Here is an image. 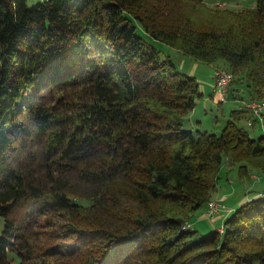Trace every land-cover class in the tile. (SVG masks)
Segmentation results:
<instances>
[{"label":"trees","instance_id":"1","mask_svg":"<svg viewBox=\"0 0 264 264\" xmlns=\"http://www.w3.org/2000/svg\"><path fill=\"white\" fill-rule=\"evenodd\" d=\"M202 1L0 0V264H264V190L221 231L183 228L223 163L264 174V133L243 106L184 129L198 80L136 34L224 60L264 100V0Z\"/></svg>","mask_w":264,"mask_h":264},{"label":"rangeland","instance_id":"2","mask_svg":"<svg viewBox=\"0 0 264 264\" xmlns=\"http://www.w3.org/2000/svg\"><path fill=\"white\" fill-rule=\"evenodd\" d=\"M43 1L44 0H26L28 6L30 7L36 5L39 2H43ZM255 2L256 0H203L202 5L204 7L208 6L210 8L218 7L220 9L236 10V9H242L244 7H252L255 4ZM136 34L142 37V39H144L147 45L153 46L154 48H156L159 51L160 57L169 55L174 60H176L177 65H178V67L177 66L176 67L179 71H181L182 73L186 75H190V73L187 71L188 63L189 61H194L193 58L187 55L181 54V53H176L178 52V50L168 46L167 44L159 40L152 38L151 36L146 34V32H144L139 26L136 29ZM218 61L220 63L226 64L224 60H218ZM197 62H199L200 65H206V66L208 65V63L206 62H202V61H197ZM193 74H194L193 76H195L198 79L206 75V74L203 75L202 73H200L199 70H196ZM242 94H244V92H242ZM237 102L238 100H236V98L230 99V100L223 101V103L221 104V107L218 108V110H215L216 107H213L212 113L211 111H209L207 116L202 115V125H200L199 129L208 130L214 133H219L221 129L223 128L225 122L228 120L231 109L238 107ZM213 116L217 117V124L215 125L211 122L213 121ZM187 121L185 120V118L184 120L182 119L184 129L187 128L186 127ZM240 125H242L245 128L247 127L246 125L243 124V122H240ZM249 131H250L251 136L253 137L259 136V134H257L258 131H251L250 129ZM260 132L262 133V131ZM254 175H257V174H254ZM239 181H240V178L237 175V167L233 165H229L228 163H223L222 168L219 173V179L217 180L216 190L224 192L225 194H228L227 202L234 204L235 207L237 206L239 207L240 205L239 198H242L244 196L241 190H236V186ZM242 181H245V180H242ZM213 199H216V198H213ZM189 223L190 222H187L185 224H189ZM219 225L220 223L217 219L213 220L211 224H210V220L207 218H202L198 220L194 219L192 222V227L198 231L197 237H202L204 234L213 231ZM3 228H4V220L0 216V235L3 231ZM218 231H220V229H218Z\"/></svg>","mask_w":264,"mask_h":264},{"label":"crops","instance_id":"3","mask_svg":"<svg viewBox=\"0 0 264 264\" xmlns=\"http://www.w3.org/2000/svg\"><path fill=\"white\" fill-rule=\"evenodd\" d=\"M176 53H181V52H176ZM183 54V53H181ZM172 58V57H171ZM173 59V58H172ZM173 61L175 62L176 66L177 62L176 60L173 59ZM217 67H225L226 65L223 63H220L219 61L213 62V63H208V65H200L199 62L197 61H189L188 63V69L187 71L190 73L191 76H193L194 72L196 70H199L200 73H202L203 75L206 74L205 76H202V78H196L199 82V91L200 94L199 96L196 98V102H195V106L192 110H190L185 116V120L187 121V128L189 130H196L199 129L200 125H202V115H208V112L213 111V107H216L215 110H218V108L221 107V104L223 103V101H220L217 96L214 93L213 90V75H214V71ZM208 78V79H207ZM240 84V85H238ZM242 92H244V94H242ZM249 88L246 86V83L244 81V79L238 83V82H232L229 85V89H228V96L226 100H230V99H250V95H249ZM225 100V101H226ZM236 103V102H235ZM238 107L235 108H240L242 106V103L237 102ZM220 110V109H219ZM183 118V120H184ZM190 118V119H188ZM214 125L217 124V117L213 116V121H211ZM244 125L247 126L246 121L243 120L242 121ZM248 130L250 129L251 131H258L257 134H262L260 131V127L258 125H254L253 127H246ZM250 132V131H249ZM254 174H257L259 176V179L257 180H253L252 178H250V180L248 181H242L240 180L237 183L236 186V190H241L244 194V196L242 198H239V203L242 204L244 202L247 201L248 198L254 196L253 193L257 192V191H261L264 190V174L258 173V172H252L250 174V177H252ZM235 190V191H236ZM235 194V192H234ZM228 194H225L224 192L215 190L212 194V198H216V199H222L223 202L225 203L226 207L228 208L229 211H232L234 209H236L237 207L234 206V204L228 203ZM232 201V200H230ZM205 207L202 208V210L198 213L197 217L195 219H202L205 218ZM228 213L226 212H220L216 215V217L213 219H217L220 223L219 226H217L214 230H217L218 228H220L223 225V221L226 217ZM213 220H210V224L212 223Z\"/></svg>","mask_w":264,"mask_h":264},{"label":"built area","instance_id":"4","mask_svg":"<svg viewBox=\"0 0 264 264\" xmlns=\"http://www.w3.org/2000/svg\"><path fill=\"white\" fill-rule=\"evenodd\" d=\"M233 78L232 72L230 70H224V69H215L214 75H213V90L215 95L220 101H225L228 96V90H223V83L224 81H230V79ZM238 102L242 103V106L247 109L250 112V116L246 118V124L247 126H254L258 125L264 133V100L260 99H240L237 98ZM253 179L257 180L259 179L258 175H253ZM263 195V193L259 192L256 194V196ZM247 200H250L248 198ZM220 212H226L229 213L230 211L226 207L225 203L222 199H216L215 203L213 205H209L208 208H205V218L209 220H213L216 215ZM192 227V224H185L184 228H190ZM219 229V228H218ZM217 229V230H218Z\"/></svg>","mask_w":264,"mask_h":264},{"label":"bare ground","instance_id":"5","mask_svg":"<svg viewBox=\"0 0 264 264\" xmlns=\"http://www.w3.org/2000/svg\"><path fill=\"white\" fill-rule=\"evenodd\" d=\"M217 69H221V68H217ZM225 70V69H224ZM233 78L230 79V81H224L223 83V90H228L229 88V84L232 82ZM216 199H212L208 202V204L206 205V207L208 208L209 205H213L215 203ZM184 228V226H183ZM220 231L222 230V227L219 228Z\"/></svg>","mask_w":264,"mask_h":264}]
</instances>
